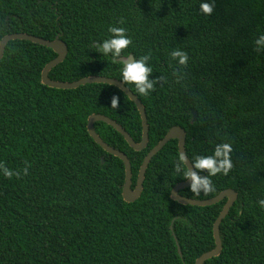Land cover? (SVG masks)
Here are the masks:
<instances>
[{"label": "trees", "instance_id": "trees-1", "mask_svg": "<svg viewBox=\"0 0 264 264\" xmlns=\"http://www.w3.org/2000/svg\"><path fill=\"white\" fill-rule=\"evenodd\" d=\"M111 26L126 29L129 56L150 57L155 90L145 98L131 89L146 108L150 141L135 151L104 122L95 123L97 133L131 160L133 188L145 157L174 126L187 132L189 157L230 142L233 168L213 177L216 191L180 195L205 200L234 189L239 198L220 227L222 253L206 264H264V208L257 203L264 199V52L253 45L264 32V0H215L210 16L198 0H0V42L14 33L66 42V60L49 75L55 81L120 80V64L93 47ZM177 48L188 54L184 66L170 56ZM57 56L13 40L0 61V161L19 173L0 174V264H196L216 246L214 224L227 199L197 207L171 198L185 182L174 174L179 147L171 140L152 159L141 197L126 202L125 164L94 141L88 120L108 116L140 143V112L109 84H43ZM114 94L121 109L110 107Z\"/></svg>", "mask_w": 264, "mask_h": 264}, {"label": "water", "instance_id": "water-1", "mask_svg": "<svg viewBox=\"0 0 264 264\" xmlns=\"http://www.w3.org/2000/svg\"><path fill=\"white\" fill-rule=\"evenodd\" d=\"M13 40H23V41H30L36 44H40L45 47H49L55 51V53L58 55L54 60L49 62L46 67L44 68L42 72V82L43 84L56 88V89H77L83 85L86 84H92V83H102V84H109L112 86L117 87L121 91H123L131 101H133L142 118V125H143V137L140 143L136 142L133 137L130 135V133L127 132V130L120 125L117 121L113 120L112 118L100 115V114H94L89 117L88 120V131L90 136L94 139V141L99 144L106 152L109 154L116 156L120 158L124 164H125V183L123 186V198L128 203L136 202L142 195L144 190V182L146 179V173L148 170V167L152 161V159L171 141V140H177L178 141V147H179V153L184 152L187 155L186 152V142H187V132L184 128L181 126H174L169 130V132L166 134V136L148 153V155L145 157L143 164L139 170L138 178L136 186L133 188V168L132 163L129 157L123 153L122 151H119L112 146L108 145L97 133L95 129V123L96 122H104L110 126H112L114 129H116L128 142L130 147L134 149L135 151H142L146 149L149 145L150 137V126L148 122V116L147 111L142 103V101L138 98V96L133 93L130 88H128L125 85H122L120 83V80H117L115 78L110 77H101V76H93V77H86L82 78L78 81L74 82H61V81H55L50 78V72L53 68L58 66L59 64L63 63L69 53L68 46L65 41L61 39L60 36L56 37L54 41H49L41 37H37L35 35L27 34V33H14L9 34L5 36L2 41L0 42V61L4 57V53L6 50V46L10 41ZM131 58H134L133 55H130ZM135 59V58H134ZM193 121L195 122L197 119V112L193 111ZM188 156V155H187ZM105 160H102V163H104ZM189 168L192 167L191 163L189 162L187 165ZM188 188V182H182L177 184L171 193V198L183 205H190V206H197V207H208L215 205L217 203H220L221 201H224L227 199V202L220 213L218 219L216 220L214 224V238L216 242V246L213 250L208 251L201 255L197 261L196 264H206V261L218 257L223 250V241L221 238L220 233V227L224 219L228 216L230 213L232 207L237 202L239 196L238 193L234 189H227L219 193L217 196L200 200V199H194V198H188L180 195V191L183 189ZM171 229L173 230V225L171 226ZM177 244H178V251L181 257H183V253L181 250V246L178 243L177 237H175Z\"/></svg>", "mask_w": 264, "mask_h": 264}, {"label": "clouds", "instance_id": "clouds-1", "mask_svg": "<svg viewBox=\"0 0 264 264\" xmlns=\"http://www.w3.org/2000/svg\"><path fill=\"white\" fill-rule=\"evenodd\" d=\"M199 11L205 16H210L214 12L215 0H198ZM110 33L107 39L96 43L93 42L96 52L103 55L105 59H110L113 64H120L119 78L120 83L134 89L135 93L141 97H149L155 90L156 80L150 79L153 68L149 64V55H143L138 59L131 58L125 51L132 43L131 38L126 34L123 27L111 26L108 28ZM257 52H264V32L256 35L253 41ZM172 60L179 66L188 63L189 57L186 51L179 48L173 49L170 53ZM120 95H112L110 107L121 109ZM211 144V143H210ZM233 146L230 142L221 141L211 145V152L204 155L194 154L189 157L184 152H180L174 161V174L188 182V191L195 196L207 195L216 191L213 177L217 175H228L233 168L232 161ZM191 163L192 167L187 165ZM24 173H27L25 168ZM0 174L11 178L13 173L0 161ZM261 208H264V199L257 201Z\"/></svg>", "mask_w": 264, "mask_h": 264}]
</instances>
